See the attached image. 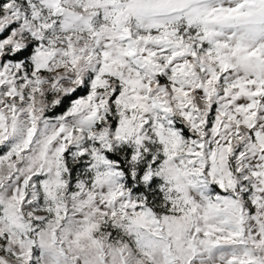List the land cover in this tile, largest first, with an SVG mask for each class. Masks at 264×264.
I'll use <instances>...</instances> for the list:
<instances>
[{"label": "snow or ice", "instance_id": "obj_1", "mask_svg": "<svg viewBox=\"0 0 264 264\" xmlns=\"http://www.w3.org/2000/svg\"><path fill=\"white\" fill-rule=\"evenodd\" d=\"M0 264H264V0H0Z\"/></svg>", "mask_w": 264, "mask_h": 264}]
</instances>
